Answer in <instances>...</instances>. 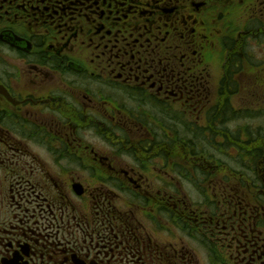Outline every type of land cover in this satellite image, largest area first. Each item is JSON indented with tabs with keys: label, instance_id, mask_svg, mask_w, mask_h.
I'll return each instance as SVG.
<instances>
[{
	"label": "flooded vegetation",
	"instance_id": "flooded-vegetation-1",
	"mask_svg": "<svg viewBox=\"0 0 264 264\" xmlns=\"http://www.w3.org/2000/svg\"><path fill=\"white\" fill-rule=\"evenodd\" d=\"M258 100L264 0H0V264H264Z\"/></svg>",
	"mask_w": 264,
	"mask_h": 264
},
{
	"label": "rangeland",
	"instance_id": "rangeland-1",
	"mask_svg": "<svg viewBox=\"0 0 264 264\" xmlns=\"http://www.w3.org/2000/svg\"><path fill=\"white\" fill-rule=\"evenodd\" d=\"M242 99H244V100H247V98H246V96H242L241 97ZM260 103H261V105H260V107H259V115L260 116H262L263 115V117L262 118H260L259 120H262L261 122H259V123H257V124H259L258 126H257V129L258 130H260V131H264V100H258ZM255 122H258V120L257 121H255ZM193 123V121L191 120V124ZM250 128V127H249ZM182 139H184V135L182 134L181 136H180ZM200 138L203 140V139H205L204 137H201V135H200ZM205 142V141H204ZM206 143V142H205ZM207 144V143H206ZM197 147H193V149H194V152H195V154H198V155H205V156H209V155H215V154H219V153H223V154H226L227 152L226 151H228V152H230V153H238L240 150L238 149V148H232L231 146H230V144H227V145H218L217 143H213V146H209L208 144H207V146H205L204 144H197L196 145ZM239 162V161H238ZM235 164H232V166H231V168H233V166H234ZM189 194H191L190 192H189ZM197 198H199L198 199V203L200 202V197H199V195H198V197ZM197 198L196 197H193V195H190V200L194 203V202H196L197 201ZM189 245L194 249H196L197 248V245H195V243H194V241H192V240H189ZM217 250H219V245H217V248H216ZM202 252H203V264H209L207 261H206V252H204V250L202 249ZM199 257L201 258V252H199ZM224 257H225V254H224V252H221V256H220V260L221 261H225V259H224ZM202 261V260H201Z\"/></svg>",
	"mask_w": 264,
	"mask_h": 264
}]
</instances>
